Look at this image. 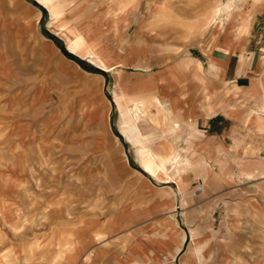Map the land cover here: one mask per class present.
Returning a JSON list of instances; mask_svg holds the SVG:
<instances>
[{
  "label": "rangeland",
  "instance_id": "374dc122",
  "mask_svg": "<svg viewBox=\"0 0 264 264\" xmlns=\"http://www.w3.org/2000/svg\"><path fill=\"white\" fill-rule=\"evenodd\" d=\"M189 1L193 13L205 16L208 5L215 7L218 0H137L123 14L126 0H57L66 23L90 19L98 28L92 39L113 64L103 72L68 51L41 4L0 0V264H79L75 229L86 217L123 214L129 228L119 235L131 239L127 250L138 254L143 245L133 242L144 239L149 251H156L163 235L173 233L172 220L184 209L171 189L189 180L186 174L202 163L200 155L189 154L199 139L195 113L213 111L216 97L207 91L197 66V49L211 47L218 21L226 31L221 34L231 35L240 49L241 33L247 27L250 32L257 19L264 20L263 14L248 13L242 25L240 21L246 15L241 8L262 5L264 0H219L231 6L225 10L222 5L207 29L198 32L176 31L174 19L158 14L163 6L184 7ZM24 9L31 12L29 19L24 17L29 27L20 43H11ZM207 35L211 42L206 43ZM46 40L55 47L53 56L41 51ZM117 82L128 85L124 107L136 133L154 153L166 146L177 159L167 183L142 171L137 147L121 136L114 102ZM132 83L145 87L135 93ZM226 96L221 94V100L227 102ZM154 98L159 105L151 103ZM142 99L150 103L158 126L134 110L132 100ZM170 99L176 103L170 105ZM94 109L97 116L89 119ZM232 165L229 162L228 168ZM143 184L152 190L150 195L140 192ZM199 184L194 182L184 195H196L200 202L204 192ZM162 195L168 203L156 204ZM13 211L15 216L4 222ZM119 249L125 251L123 245Z\"/></svg>",
  "mask_w": 264,
  "mask_h": 264
},
{
  "label": "crops",
  "instance_id": "0c3cea01",
  "mask_svg": "<svg viewBox=\"0 0 264 264\" xmlns=\"http://www.w3.org/2000/svg\"><path fill=\"white\" fill-rule=\"evenodd\" d=\"M35 1L49 11L51 26L58 29L70 53L81 56L80 58L84 56L90 64H94L103 72L111 69L113 64L101 54V50L99 52L96 42L92 39L98 28L90 19L83 22L74 21L72 25L62 18V5L57 0ZM131 1L137 0H130V3ZM126 2L121 7L127 12L129 0ZM215 3V7L208 5V15L205 16L201 15L200 11L193 13L190 1L184 7L174 3L163 6L158 10V14L174 19L178 27L176 31H182L183 28L190 31L196 28L198 32L200 29H207L222 5L225 10L231 6L230 2L220 5L218 0ZM240 13L246 14L240 16L242 25V18H247L248 13H260L259 17L264 15V4L241 8ZM30 16L29 10L19 11L20 24L17 26L20 28L13 33L11 43H20L26 28L29 27V23L24 22V17L29 19ZM256 21L259 22L252 23L250 32L246 26L247 30L241 33L240 49L236 48L239 44L231 35L221 34L225 31L221 21L214 27V42H211L208 35L205 38L206 43L211 42V47L207 50L200 47L197 49V66L199 69L201 66L203 80L209 87L207 91L216 97L213 98V111L195 113L199 139L195 138L189 154L192 152L193 155H200L202 163L195 169L196 172L190 170L186 174L189 180L183 179L178 182L177 189H171L175 195L173 199L182 201L184 209L182 215L172 220L176 225L173 233L163 235V245L156 251H149V241L145 243L144 239L133 242L143 245V248L139 247L141 254H138L132 250L128 252L127 247L132 243L131 239L127 241L125 236L119 235L129 228H126L123 214L111 215L109 218H82L77 222V242L73 246L78 251L79 264H264V20ZM257 29L261 32L253 36L252 31ZM69 32L71 34H68ZM218 39L223 40L217 43ZM44 43V48L41 49L43 54L47 57L53 56L56 53L53 43L48 40ZM127 86L116 83L119 94L115 96L114 102L120 112L121 136L137 147L136 156L142 171L154 180L167 183L168 180L158 179L142 163L145 158L156 163L161 157L169 156L168 172L170 168L177 167V159L166 146L154 153L136 133L132 122H129V125L123 124V118L128 117L124 107ZM131 86H135L134 89ZM143 87L144 83L130 85V89L135 93L140 92ZM221 94H227V102L226 99L221 100ZM167 96L166 94L165 97ZM171 100L169 104L176 103ZM117 101H120L122 108L118 106ZM132 101L139 116L147 118L154 125L160 124L149 112L148 100ZM151 103L159 105L156 98ZM95 112L94 109L89 119L97 116ZM178 114L183 116L186 112ZM186 142L188 139L184 145ZM189 154L186 153L192 160ZM229 162L233 164L230 168ZM194 182L200 183L197 187L204 192V195L199 197L202 198L200 202L195 198L196 195H184L190 191ZM146 187V184H143L140 191L144 196L150 195L152 191ZM164 196L158 198L156 204L166 205L169 198ZM7 216L4 217V222L11 220L15 211ZM120 245H123L127 252L119 249Z\"/></svg>",
  "mask_w": 264,
  "mask_h": 264
},
{
  "label": "bare ground",
  "instance_id": "6f19581e",
  "mask_svg": "<svg viewBox=\"0 0 264 264\" xmlns=\"http://www.w3.org/2000/svg\"><path fill=\"white\" fill-rule=\"evenodd\" d=\"M132 2V1H131ZM127 3V2H126ZM130 4V0H129V3ZM124 5V4H123ZM122 8V7H121ZM123 11H125V9H122ZM80 28V27H79ZM68 34H71L70 32ZM66 35V34H65ZM96 44V43H95ZM90 48V47H89ZM95 50V49H94ZM78 51V50H77ZM76 53V52H75ZM79 53V52H78ZM85 53V52H84ZM81 55V54H80ZM84 55V54H83ZM100 55V54H99ZM81 57V56H79ZM84 58V56L82 57ZM101 58V57H100ZM104 58V57H103ZM102 60V59H101ZM103 61V60H102ZM107 65V64H106ZM103 66V65H102ZM107 67V66H106ZM110 67V66H109ZM145 84V83H144ZM143 85V83L141 84ZM124 87V86H123ZM132 89H134L133 86H131ZM137 87V86H136ZM139 87V86H138ZM125 89V88H124ZM139 89V88H138ZM141 89V87H140ZM136 90V89H135ZM167 90V89H166ZM139 91H142V90H139ZM137 92V91H136ZM118 102V106L120 108H122V105L120 103V101H117ZM137 111V110H136ZM128 117H124L123 120V124H128L129 125V122H130V119H127ZM133 138V137H132ZM135 139V138H134ZM133 140V139H132ZM169 162V156L168 157H161L160 161L159 162H149V159L148 158H145L144 159V162L142 163L143 166L151 173H153L158 179L160 180H169L170 177H169V173L167 172V164ZM177 164V162H175V165ZM183 187V185H182ZM12 209V208H11ZM2 210V209H1ZM7 210V209H6ZM5 211V210H4ZM2 212V211H1ZM11 212V211H10ZM5 214V212L3 213ZM9 215V214H8ZM7 217V216H6ZM3 218V217H2Z\"/></svg>",
  "mask_w": 264,
  "mask_h": 264
},
{
  "label": "trees",
  "instance_id": "16d2710c",
  "mask_svg": "<svg viewBox=\"0 0 264 264\" xmlns=\"http://www.w3.org/2000/svg\"><path fill=\"white\" fill-rule=\"evenodd\" d=\"M82 61H80V63H81Z\"/></svg>",
  "mask_w": 264,
  "mask_h": 264
},
{
  "label": "water",
  "instance_id": "95a60500",
  "mask_svg": "<svg viewBox=\"0 0 264 264\" xmlns=\"http://www.w3.org/2000/svg\"><path fill=\"white\" fill-rule=\"evenodd\" d=\"M80 60V59H79Z\"/></svg>",
  "mask_w": 264,
  "mask_h": 264
}]
</instances>
